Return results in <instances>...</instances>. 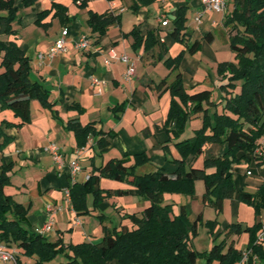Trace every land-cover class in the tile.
Instances as JSON below:
<instances>
[{
	"label": "trees",
	"instance_id": "1",
	"mask_svg": "<svg viewBox=\"0 0 264 264\" xmlns=\"http://www.w3.org/2000/svg\"><path fill=\"white\" fill-rule=\"evenodd\" d=\"M15 1L0 0V110H12L20 121H0L1 153L11 138L4 128L29 123L32 100H40L44 106L51 108L43 84L31 79L30 56L15 39L10 38L17 34L15 24L20 20ZM155 1L135 0L132 8L137 11L139 6ZM81 2L85 6L88 0ZM31 3V0H24L26 6ZM188 9L187 5L178 9L170 29V35L184 49L164 59L169 69L178 70L176 76L171 82L165 77L157 84L160 92L169 91L171 94L169 110L161 129L173 130L178 137L193 115L202 114L203 124L196 134L177 143L182 154L181 160H177L178 167L170 171L159 166L152 171L137 173L136 169L151 161V156L147 152L125 153L122 157L110 158L106 163L95 166L85 182L76 181L69 186L73 208L79 213H90L89 195L93 199L92 210H96L106 197L126 193L101 188V177L128 181L137 188L142 198L149 201L142 214L122 215L130 220V224L103 225V234L98 242L85 240L65 244L61 238L51 241L23 225L29 209L5 191V187L11 184L10 172L14 161L3 153L0 164V244L11 251L14 245L21 255L35 256L33 264H54L52 261L60 254L65 256L60 264H107L110 260H117L119 264H212L215 261L218 264H235L243 259L245 252L248 254L246 264H264V242L258 241V234L264 225L262 220L256 219L253 225L227 223L220 231V237L215 232L218 221H209L213 245L200 251L194 247L192 238L203 221L202 212L191 218L190 203L179 204V211L175 212L174 203L165 202L166 192L194 197L195 180L202 178L206 187L202 200L217 213L223 211L226 199L252 205L256 218L264 210V178L255 191H249L236 186L231 171L236 161L250 163L254 160L264 169L262 156L255 153L259 140L264 136V0H234L233 10L223 19L236 61L218 64V72L225 81L220 84L222 109L215 111L214 115L209 112V105L216 104L212 99V90H187L183 73L179 70L185 53L194 54L201 48L199 40L190 42L192 33L187 26ZM51 14L62 24L69 21L68 6L53 2L51 8L38 13L36 24L48 29L51 21L44 20ZM114 23H120L119 15L89 12L88 24L92 32L104 35ZM132 32L134 47L143 46L145 50H150L158 43L152 31L145 36L135 29ZM68 126L74 130L77 146L81 148L91 136H100V148L109 143L105 134L114 136L112 131L98 129L94 122L83 125L78 119H72ZM168 134L166 147L172 139ZM208 142H223L226 145L223 155L205 158L201 165L191 162L187 166V156L199 155ZM133 159L134 163L129 164ZM208 168L214 170L207 171ZM98 216L103 222V214ZM244 232L248 234V242L243 249L237 247L236 242ZM19 264L22 263L19 261Z\"/></svg>",
	"mask_w": 264,
	"mask_h": 264
},
{
	"label": "crops",
	"instance_id": "2",
	"mask_svg": "<svg viewBox=\"0 0 264 264\" xmlns=\"http://www.w3.org/2000/svg\"><path fill=\"white\" fill-rule=\"evenodd\" d=\"M31 1L28 6L24 4V0L15 1L21 15L19 22L15 24L17 34L10 38L15 39L30 56L31 73L35 72L39 76L36 81L43 84L51 108L34 99L31 102L29 123L4 128L11 138L3 153L14 161V167L10 172L11 184L5 187V191L29 209L23 224L28 230L40 233V229L50 216V209H54V226L43 233L49 240L56 241L61 238L65 244L85 240L98 242L103 234V225L113 227L130 224V220L124 219L122 215L125 213L141 215L149 201L142 198L137 188L128 181L101 177L99 182L101 188L123 190L126 193L106 197L96 210H92L93 199L89 195L88 205L91 212L79 213L73 208L69 186L76 181L85 182L95 166L106 163L110 158L122 157L125 153L133 155L141 152H158L154 154L158 157L159 166L167 167L163 153H160L159 149L168 139L161 128L166 120L171 99L167 96L168 91H159L157 84L165 77L168 82L174 80L178 70L167 68L162 61L169 56L177 55L184 46L174 42L169 35L165 40H161V34L164 32L170 34L172 21L169 16L173 15L175 18L178 9L187 5L189 14L193 15L190 17V23L187 21L188 29L192 33L190 42L199 40L200 49L208 45L214 55V62H220L222 59L219 52L212 51L215 43L214 31L217 27L220 28V25L223 26V19L227 13L215 15L207 11L202 23L198 25L195 16L203 8L202 0H157V5L156 2L141 5L137 11L132 8L135 0H88L85 6L81 5L82 0ZM53 2L68 6L69 21L62 24L58 18H52L51 14L44 20L51 21V26L45 29L36 24V19L38 13L51 8ZM228 6L229 3L227 8ZM154 7L157 9L156 12L153 11ZM91 10L119 15L120 23L111 24L104 35L92 32L88 24ZM162 14L168 16L170 20L168 25L163 26L159 22ZM64 28L68 29L67 50L58 52L50 61L42 62L39 54L47 52L54 45ZM134 29L141 36L154 32L158 39L157 45L150 50H145L143 46L134 47L135 38L132 32ZM84 34L88 35L90 44L86 49H80L77 42ZM111 50L117 55L127 54L131 57L135 74L130 80L125 76L127 68L125 63L113 58L106 64L105 59L109 58ZM187 57L188 52L185 53L184 60L188 61ZM182 73L184 83L187 84L188 81L191 84L190 90H196L200 83L192 81V78L197 76V70L187 66ZM92 77L103 83L99 86L94 85ZM148 102L151 104L150 107H147ZM0 116L1 121L4 119L15 123L20 121L10 109L0 110ZM72 119H78L83 125L94 122L98 129L112 131L114 136L105 134V140L109 143L104 148L98 145L99 135L91 136L84 147H78L74 130L68 126ZM51 142H56L61 148L65 160L63 168H59L52 155L44 150ZM262 149L264 152V145ZM3 153L0 152V164ZM76 157L82 170L73 177L69 163ZM194 164L202 163L196 160ZM247 166L254 167L252 173L254 179L251 180L245 175L243 185L237 187L255 191L264 178V169L254 160ZM227 200L237 206L241 202L226 199L224 207ZM99 214H103V222ZM238 214L235 220L225 221L223 226L230 222L253 225L256 220L254 217L253 222H245ZM262 218L264 222V211ZM11 249L16 253L13 264H19V261L22 264L29 263L28 261L24 263L21 254L20 257L17 256L19 252L14 245ZM0 264H4L2 260Z\"/></svg>",
	"mask_w": 264,
	"mask_h": 264
},
{
	"label": "rangeland",
	"instance_id": "3",
	"mask_svg": "<svg viewBox=\"0 0 264 264\" xmlns=\"http://www.w3.org/2000/svg\"><path fill=\"white\" fill-rule=\"evenodd\" d=\"M156 5L158 4L157 1ZM227 3H229L228 8L226 7L225 10L221 11H216V10H211L210 13H214L215 15H220V14H226L230 13L233 8H234V0H226ZM153 11H157V9L154 7ZM151 14L153 12L151 11ZM21 12L20 10L18 11V18L20 17ZM206 15V14H205ZM204 15V16H205ZM153 17V16H152ZM188 23H190L191 18L193 15L188 12ZM191 17V18H190ZM171 22V27L173 25V19L174 16L170 15L169 16ZM152 20V18H151ZM224 26V24H223ZM220 25V28L215 29V43L212 46V51L214 52H219V55L223 61H236L235 59V54L232 52L230 48V35L225 28ZM162 38L161 40H165L166 36L169 35L171 39H173L174 42L179 43L176 41L173 36L168 34L167 32L164 34H161ZM169 45V44H168ZM188 61L184 60V58L181 61L180 64V71H184L187 66H191L193 69L197 70V76L195 78H192V81L199 82L200 84L197 86V89H203V88H210L212 90V99L216 104H210L209 105V112L210 114L214 115L215 111L221 110L222 109V103H221V94H222V89L220 87L221 81L223 78L220 76L218 72V64L220 62H214V55L211 53V48H208V45L204 47V49L198 50L196 53L192 54L188 52ZM162 63L165 65L164 61ZM32 66V65H31ZM168 68V67H167ZM177 73V72H176ZM39 76L34 72L33 74L31 73V79L36 80L38 79ZM193 83V82H192ZM185 87L187 90L190 91L191 89V84L188 83L185 84ZM239 89V88H238ZM167 96L171 99V94L168 91ZM151 104L148 102L147 107H150ZM3 111V110H2ZM105 116V112L103 113ZM2 116V115H1ZM1 116H0V121H1ZM203 124V118L202 114H196L193 115L190 120L187 122L186 126L184 127V130L180 133V136L177 137V134L173 131L170 130V132L166 131V129H161L162 132H165L167 136L169 137V134L172 136V139L168 141V147L165 146V144L160 145V153H163V158L165 160L164 163L167 164L166 169L173 171L178 167V162L177 160H181L182 154L180 150L178 149L177 143L182 142L184 140L189 139L190 137H193L198 129L202 127ZM226 148V145L223 142H208L204 145L203 151L199 155L195 154H189L186 158L185 164L187 166L190 165L191 162H194L197 160L198 163H203L204 159L207 157H217L223 155V152ZM158 152H150L148 153L151 156V161L148 163L139 166L136 169L137 173H145L148 171L155 170L159 167V162H158V157L156 154ZM178 156V157H176ZM129 164L134 163V159L131 162H128ZM248 163L246 162H237L233 164L231 171L233 173V179L236 184V186H241L243 185V177L249 176V178L252 180L254 179V167L249 168ZM263 169V168H262ZM214 168H208L207 171H213ZM205 182L202 178H198L195 180L194 184V194L195 196L192 197L189 194H184V193H170L166 192L164 194L165 197V202H172L174 211H179V203H190L191 207V218H194L197 214H199L202 210L203 213V221L199 224L198 227V233L193 236V245L196 249L203 251L204 249L210 248L213 245V238L211 234V225L208 223L209 221H214L217 220V226L215 227V232L216 235L219 236L220 230L222 229L223 224L225 221H233L236 219L237 213H239V218L243 219L245 222H250L254 220L255 216V209L252 205L245 203V202H240L239 206L235 205L234 203H229L230 200L226 201L225 207L222 212L217 213V211L208 204H204L202 200V196L205 192ZM177 202H174V201ZM264 210H262L261 214L258 215L256 218L257 220H262V213ZM220 237V236H219ZM222 237V236H221ZM248 240V234L246 232L242 233L236 242L237 247L244 248L247 244ZM69 244V243H68ZM16 255V253H15ZM17 256L20 257L17 254ZM24 263L27 261L30 264H33L35 259L33 257H28L25 255H22ZM65 258L64 254H60L57 258H55L52 263L54 264H60L61 261H63ZM28 263V264H29ZM107 264H119L117 260H110Z\"/></svg>",
	"mask_w": 264,
	"mask_h": 264
},
{
	"label": "built area",
	"instance_id": "4",
	"mask_svg": "<svg viewBox=\"0 0 264 264\" xmlns=\"http://www.w3.org/2000/svg\"><path fill=\"white\" fill-rule=\"evenodd\" d=\"M202 4H203L202 10H200L195 16V21L198 25L202 23L203 16L207 11H211V10L221 11V10H225V8L227 7L226 0H202ZM169 21L170 20L166 14H162L159 17V22L163 26L168 25ZM67 33H68V29L64 28L62 34L55 41L54 45H52L47 52L39 54V58L42 62H46L47 60L50 61L58 52H65L67 50V46H66ZM89 44H90V39L86 34L82 35L80 40L77 42V46L80 49H86ZM113 58H116L117 60H120L126 64L127 68H126L125 76L128 80H130L131 77L135 74V66L132 62L131 57H129L127 54L117 55L114 52V50H111L109 58L105 59L106 64H109L111 59ZM92 82L94 85L97 86L103 83V81L99 80L96 77H92ZM100 90L101 88H99V92ZM263 145H264V137L255 151V153L258 156H262V158L264 156V152L262 149ZM44 150L52 155L55 163L58 164L59 168L64 167L65 165L64 156L60 146L56 142H51L47 144L44 147ZM69 165L73 177H75L82 170L78 157L71 160ZM87 178H89V175L87 176ZM54 212H55L54 209H50V216L47 222L44 224V226L40 229L41 234L53 228L55 223V218L53 215ZM258 241L264 242V225L258 234ZM247 258H248V254L247 252H245L243 259L235 264H246ZM0 260H2L4 264H13V262L15 261V253L11 250H8L4 245L0 244Z\"/></svg>",
	"mask_w": 264,
	"mask_h": 264
}]
</instances>
